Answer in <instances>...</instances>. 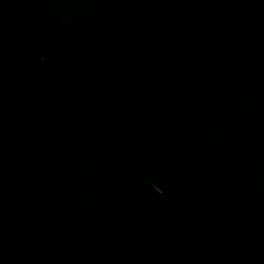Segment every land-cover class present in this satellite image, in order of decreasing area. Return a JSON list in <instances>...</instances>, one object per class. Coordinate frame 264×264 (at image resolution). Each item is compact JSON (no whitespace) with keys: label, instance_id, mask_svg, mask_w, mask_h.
Listing matches in <instances>:
<instances>
[{"label":"water","instance_id":"1","mask_svg":"<svg viewBox=\"0 0 264 264\" xmlns=\"http://www.w3.org/2000/svg\"><path fill=\"white\" fill-rule=\"evenodd\" d=\"M0 264H264V0H0Z\"/></svg>","mask_w":264,"mask_h":264}]
</instances>
